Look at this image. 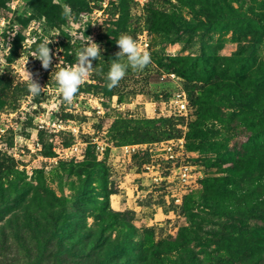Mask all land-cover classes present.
Masks as SVG:
<instances>
[{
	"label": "rangeland",
	"instance_id": "1",
	"mask_svg": "<svg viewBox=\"0 0 264 264\" xmlns=\"http://www.w3.org/2000/svg\"><path fill=\"white\" fill-rule=\"evenodd\" d=\"M140 1L0 0V264H264V0ZM143 32L151 63L109 90L116 39ZM87 37L101 56L67 105L53 73ZM46 39L48 70L30 56ZM146 120L159 141L116 134ZM166 140L186 185L147 147Z\"/></svg>",
	"mask_w": 264,
	"mask_h": 264
},
{
	"label": "clouds",
	"instance_id": "2",
	"mask_svg": "<svg viewBox=\"0 0 264 264\" xmlns=\"http://www.w3.org/2000/svg\"><path fill=\"white\" fill-rule=\"evenodd\" d=\"M71 15L70 6L63 5L62 16L71 19ZM56 36H59V34ZM51 43H53V39H46L44 42L40 43L36 50L30 55L40 62L44 70H48L53 63L54 54L49 47ZM116 45L119 51L115 53L116 59L112 60L110 63L105 76L107 80L106 87L109 90L119 86L120 81L126 76L129 68L133 72H142L151 63L150 53L146 50H142L131 35L122 33L116 39ZM10 48L11 45L9 44L8 53ZM75 56L76 62L74 64L66 68H60L54 73L52 72L62 102L67 105L73 103L74 98L79 92L80 86L83 85L92 74V62L101 56V48L91 37H87L84 45L76 51ZM6 63V61L0 59V64ZM27 63L28 58L25 61L24 68ZM25 76L29 94L32 96L41 94L44 87L33 78V73L25 69Z\"/></svg>",
	"mask_w": 264,
	"mask_h": 264
},
{
	"label": "trees",
	"instance_id": "3",
	"mask_svg": "<svg viewBox=\"0 0 264 264\" xmlns=\"http://www.w3.org/2000/svg\"><path fill=\"white\" fill-rule=\"evenodd\" d=\"M179 1V0H178ZM99 2H102V0H99ZM80 12H84L83 8H80ZM146 11L148 13V24H152V18L153 17V6L149 3V6L146 7ZM224 71L228 72V68L225 66ZM222 85H219L218 87H221ZM23 94H27V90H23ZM187 101L188 104L193 103V99L189 98L187 95ZM160 125H166L167 130H165L168 134V136H174L175 138L180 137V131L178 130L177 126L182 123V118L179 116H174V118H166L163 120H160ZM161 129L160 126H156L155 122L152 120H146L142 122H124L119 121L118 126L116 127V134L121 137V139L125 143H131V144H145L149 143L152 140H157L162 137L164 134V131H159ZM170 139V138H167ZM42 153V152H41Z\"/></svg>",
	"mask_w": 264,
	"mask_h": 264
},
{
	"label": "built area",
	"instance_id": "4",
	"mask_svg": "<svg viewBox=\"0 0 264 264\" xmlns=\"http://www.w3.org/2000/svg\"><path fill=\"white\" fill-rule=\"evenodd\" d=\"M141 2L140 0H138ZM137 44L142 50H146L148 48V43L146 40V33L143 32L138 36L136 39ZM178 99L176 100V108L177 112L179 114H182L184 111H186L187 107V100L184 93H180L177 95ZM145 147L147 145H144ZM134 149L136 146H128ZM147 147H154L158 151V155L162 157V159L171 164V172L177 176V180L182 184H187L192 176H193V170L189 166L186 165H177V161L179 160L181 156V150L182 146L179 145L178 142H175L174 140H166L163 142H159L158 144H149ZM98 148V146H97Z\"/></svg>",
	"mask_w": 264,
	"mask_h": 264
}]
</instances>
